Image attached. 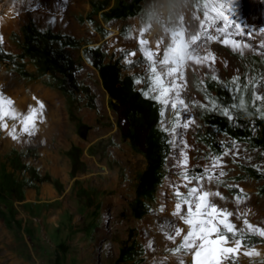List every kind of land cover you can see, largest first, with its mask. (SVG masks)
I'll return each instance as SVG.
<instances>
[{
	"label": "rangeland",
	"instance_id": "rangeland-1",
	"mask_svg": "<svg viewBox=\"0 0 264 264\" xmlns=\"http://www.w3.org/2000/svg\"><path fill=\"white\" fill-rule=\"evenodd\" d=\"M22 1L26 3V15L2 34L0 80L9 85L5 88L11 91L7 97L12 100L28 94L31 87L39 95L41 89L53 92L60 101L58 131L49 137L38 136V132L32 136L21 134L19 145H7L3 141L7 134L0 129V264H148L149 257L152 264H161L165 257V264H180L181 259L184 264H193L190 253L188 257L172 256L168 249L176 245L164 247L162 240L154 237L162 225L164 232H170L169 225L183 224L172 213L178 202L173 185L187 192L182 186L185 152L189 176L203 174L211 167L212 158L222 157L221 167L214 169L225 173L219 177L222 183H205L206 190H221L226 199L235 201L233 198L243 189L245 199L251 200L245 209L247 219L263 225L264 148L254 145L251 137L264 136V103L257 101L253 106V92H264V46H253L240 54L231 46L214 42L207 50L216 57L211 67L186 65L182 98L188 108L179 122L185 123L190 116L195 121L186 130L188 142L182 135L184 128L176 133L165 130L176 123V116L172 109L165 110L151 98L154 94L149 92L148 62L138 41L141 30L145 35L154 27L146 48L156 51L157 41H163L162 58L170 33L183 29L185 39L196 34L199 21L194 17L203 18L197 10L203 0H142L135 15L121 17H110L105 12L126 6L130 0ZM213 3L215 0H209L210 7ZM245 14L247 21L257 20V28L264 27V7L259 3L256 7L246 5ZM28 30L31 35L49 32L57 38L51 39L50 35V40L42 39L38 42L40 50L29 53ZM100 38L102 42L96 46ZM85 47L99 48L103 63L116 66L118 79H124L119 92L122 99L111 100L98 68L87 56L92 51ZM204 47L198 49L200 55L206 53ZM129 52L136 55L128 56ZM93 59L100 62L95 56ZM55 60L64 72L45 71L46 63ZM233 77L239 80L233 82ZM253 83L261 86L254 89ZM126 89L136 90L138 98L149 101L147 107L152 109L154 120L144 119L149 118L148 113L140 117L144 124L136 122L135 114L142 104L130 99ZM241 98L246 109L233 108ZM89 107L95 109L94 125H112L116 140L105 138L87 149L82 138L86 126L80 122L79 112ZM225 108L232 119L223 114ZM128 118L131 122L126 128ZM19 128L17 124L18 133ZM125 130L130 139L123 138ZM239 132L245 136L240 137ZM150 137L159 153L165 151L166 144L167 149L156 166V182L146 189L138 182L151 156L145 152ZM228 149L229 154L223 155ZM237 150L238 155L232 154ZM44 187L50 190L48 195L41 193ZM147 216L152 218V226L139 227ZM179 242L177 238L176 244ZM247 242L251 246L264 245V238L249 235ZM261 250L264 252V247ZM237 264H264V254L239 256Z\"/></svg>",
	"mask_w": 264,
	"mask_h": 264
},
{
	"label": "snow or ice",
	"instance_id": "snow-or-ice-1",
	"mask_svg": "<svg viewBox=\"0 0 264 264\" xmlns=\"http://www.w3.org/2000/svg\"><path fill=\"white\" fill-rule=\"evenodd\" d=\"M259 3L264 7V0H215V3L209 6V0H203V3L197 4V10L202 12L203 18L195 16L194 19L199 21L196 34H192L185 39L184 30L170 33V43L164 49L162 58L160 53V45L163 41H157L156 51L146 48L148 41L143 38L144 32L140 31L139 44L145 59L148 62V72L150 87L149 92L153 93L152 99L161 103L165 110L172 109L176 116V123L166 131L173 133L179 128H188L195 123L194 120H188L181 124L180 118L183 111H186L188 104L182 98L186 90L185 67L189 61L196 65H207L211 67L216 60L215 54L206 52L200 55L198 49L207 41L219 42L221 44L231 46L234 52L243 54V49L250 47L246 42H242L234 37L247 36L252 37L255 30H250L248 25L243 23L247 19L245 14L246 5ZM181 24L183 17H180ZM220 25V26H217ZM231 30V31H230ZM259 33L264 34V27L259 28ZM212 33H218L214 35ZM134 39L136 37H133ZM3 37L0 35V43ZM264 46V41L261 42ZM128 56H135V52H129ZM131 63L132 61H128ZM216 77H214L215 79ZM239 80V77H233V82ZM141 81H137L140 83ZM264 84V77L261 78ZM261 85L253 83L252 87L258 89ZM248 87V85H244ZM236 91H240L237 85ZM146 92L145 95H148ZM35 99V98H34ZM264 103V92H253V106L256 102ZM15 102L4 96L0 92V129L7 130L13 140H19L21 134L32 136L37 131V122H43L44 105L37 101V107H29L27 114L18 112L14 106ZM204 107V105H200ZM212 107L217 105L212 102ZM239 107L245 110L247 105L243 98L240 99L239 105H233V108ZM260 111V109H257ZM223 114L229 119L233 117L229 109H223ZM164 115V111L161 112ZM264 115V112H262ZM11 119L17 123L12 124L9 128L7 120ZM17 124H19V133L17 132ZM184 147H187L185 144ZM236 142L233 141V148ZM231 149L225 150L223 155H228ZM232 154L238 155V150ZM222 157L212 158L210 168H205L204 173L197 176H189L187 170L188 156L183 153L182 167L183 187L187 189L186 193H182L180 188L173 185L174 194L178 197L175 204L173 216L186 225L185 228L169 225L170 232H165L166 239L172 241L173 248L168 249L170 255H192L193 264H237L238 257L241 255L248 257H258L261 255L255 247L247 242L249 235H258L264 238V227L253 225L248 219V211L240 212L239 206L245 203L244 190L239 189V195L233 199L237 205L236 211H229L225 207H221L214 202L213 198L225 199L219 191L206 190L205 183H211L216 180L222 183L219 177L225 175L223 171L219 173L214 169L221 167ZM191 185V186H190ZM238 187V186H236ZM163 211V208H161ZM239 221V225L237 224ZM165 226H161L164 231ZM180 238L179 244H176L177 238ZM151 247V243L148 245ZM167 257L163 258L161 264H165ZM180 264H184L183 259Z\"/></svg>",
	"mask_w": 264,
	"mask_h": 264
},
{
	"label": "bare ground",
	"instance_id": "bare-ground-1",
	"mask_svg": "<svg viewBox=\"0 0 264 264\" xmlns=\"http://www.w3.org/2000/svg\"><path fill=\"white\" fill-rule=\"evenodd\" d=\"M252 5H253V7H256L257 3H253ZM25 6H26V3H25V1H22V0H18V1L17 0L16 1L15 0H2V3H0V35L5 33L7 31V29L11 28L17 22L19 17H24L26 15ZM243 23L247 24L249 29L255 30L254 32H258L259 33V31H258L259 28H257L256 25H255L257 23V20H255L253 18L252 19L249 18L248 21L246 20V22H245V20H244ZM59 26L60 25H58V27ZM250 26H252V27H250ZM154 31H155V28L152 27V29L150 31H147L145 33L143 38L144 39H149ZM178 31H180V30H177V32ZM258 33L253 34L252 37L237 36V37H234V38H239V40L241 39L240 41L246 42L247 44H249L250 47L244 48L243 50L250 51V50H252L253 46H256V47L259 46V45L261 46V42L264 41V39H263L264 35L260 34V33L258 34ZM214 35H219V34L215 33ZM213 44H215L213 41H207V43H206L207 48L204 47L203 50L205 52H207V50H211L209 48H212L211 46H213ZM193 64H195V63L190 62V61L188 62V65H190L191 67H193ZM205 66H207V65H205ZM8 86L6 85V83L3 84V81L0 80V92H3L4 96H6V97L10 96V94H11V91L10 90L7 91L6 88H5V87H8ZM40 92H41L40 95L37 94V89L35 87H31L28 94L22 95L20 98H18V100L15 99L13 101L15 102V104H14L15 109L18 112L23 113V114H27L30 106L31 107H37L38 106L37 105V101L42 102L43 105H44L43 122H39V121L37 122V131L36 132H38V133H36V132L35 133L38 136H42V137H46L47 136V137H49V136L57 133V131H58V126H57L58 125V117L57 116L59 115L58 104L60 105V103H59L60 101H58L57 96L53 92H51L49 90H42L41 89ZM43 99H46L48 101V103L44 102L46 100H43ZM190 114H191V112H190ZM188 120H192V117L191 116L188 117L187 121ZM7 123L9 124V128H11L12 124L17 123V122L16 121H8L7 120ZM189 128H190V126L188 128H184V133L182 134L184 136V138L188 142H190L189 141V137H188V133H187ZM2 131L5 132V134H7L6 138L3 140L5 144H7V145H10V144L19 145L20 144V142L18 140H13L11 138V136L8 134L7 130H3L2 129ZM248 201L249 200H247L246 202H248ZM261 204L264 205V200L262 201ZM154 220H155V218H154ZM256 222L257 221H255V223ZM239 223L240 222L237 221L238 225H239ZM152 224H153L152 218H150V216H147L143 220H141V222L139 223V227H145V228L148 227L149 228L150 225L152 226ZM179 227L186 229L187 226L181 224V226H179ZM260 227H264V222H263V225L260 226ZM152 231L154 232V230H152ZM154 237L156 239L157 238L161 239L162 242H163V246L164 247L165 246H171V244H173L172 241L166 239L165 232L162 231V230H159V229H157V231L155 230ZM178 239H179V237H178ZM253 247H255L258 251H260L261 255L264 254V252L261 250L262 247H264V245H255ZM169 256H168V259H169ZM241 256L243 257L244 255H241ZM244 257H248V256H244ZM170 259H172L171 256H170ZM170 261H172V260H170ZM147 262H148V264H152L151 257H149L147 259Z\"/></svg>",
	"mask_w": 264,
	"mask_h": 264
},
{
	"label": "trees",
	"instance_id": "trees-1",
	"mask_svg": "<svg viewBox=\"0 0 264 264\" xmlns=\"http://www.w3.org/2000/svg\"><path fill=\"white\" fill-rule=\"evenodd\" d=\"M141 1L142 0H130V2L126 6H120L118 8H110L105 13H107V15H109L110 17H121L123 15H132L133 16V15H135L137 13L136 9L141 7L140 6V2ZM26 33L28 35L27 39H26V42H27L26 50L29 53L38 52L40 50L38 42H41L42 39H49L50 35H51L49 32H43V33H41L38 36L31 35L32 33H31L30 30H28ZM56 38L57 37L55 35H51V39H56ZM85 50L92 51L91 53L87 54V56L89 57L90 62L96 68H98V73H99V76L101 78L102 85L106 89V91H107L108 95L110 96L111 100L112 99L113 100L122 99V98L119 97V96H121V94H119V92L123 88V80L124 79H121V80L118 79L116 66L114 64L103 63L102 57H100L101 54H100V49L99 48L98 49H91V48L85 47ZM92 54H93V56L97 57L100 60V62H96L93 59ZM44 69L47 72L50 71V70L51 71H55L56 69H59V70H61V72H64V68L62 67V65H60L58 63L57 60L52 61L51 63H46V66H45ZM126 90L128 91V89H126ZM130 91H132V92H130ZM130 91H128V93H127L129 95V98L139 102L140 104H142V106H141L142 109L140 110V108H138V111L135 114V116H137V117H135L136 118V122H139V121L143 122L144 119H148V121L154 120V119H152L153 114H154V113H152V109L147 107L148 106L147 104H149V101L146 98H144V97L138 98L136 96V93H137L136 90H130ZM148 113H150L149 118L142 119L143 118L142 114H146L147 115ZM140 117H142V118H140ZM130 122H131V118H128L127 119V123H126L127 124L126 128L129 127ZM144 122H143V124H144ZM143 124L140 125L139 123H137L135 125L136 126H144ZM122 134H123V138L124 139L125 138L130 139V134L126 130L123 131ZM238 135L240 137H244L245 136L244 134H241L240 132H239ZM150 139H151V137H150ZM251 140H252L254 145L264 148V136L262 134L252 136ZM152 141L153 140L151 139V144L148 145L147 150L145 151L147 155H148V153L151 155L149 157L150 159H149V161L147 163V167L142 172V174L140 176V180L138 182V186L139 187H142V188L144 187L146 189L149 186H151L152 184H154V182H156V170H157L156 166H157L158 162L161 161L162 157L165 156L166 149H167V144H166L165 151L162 154L159 153L158 150H156L155 143H152ZM138 196H139V194L137 192L136 195H135V198H138ZM134 213H135V211H134Z\"/></svg>",
	"mask_w": 264,
	"mask_h": 264
},
{
	"label": "crops",
	"instance_id": "crops-1",
	"mask_svg": "<svg viewBox=\"0 0 264 264\" xmlns=\"http://www.w3.org/2000/svg\"><path fill=\"white\" fill-rule=\"evenodd\" d=\"M141 5V2H140ZM102 42V38H100V40H98L97 42H95L96 46L99 45ZM93 110V111H92ZM80 122L83 123L86 126V130H85V134L82 136L84 142L86 143L87 149H89L92 145H94L95 143H97L98 141L105 139V138H112L113 140H116V137L114 136V128L112 125L108 127L106 126H102L100 124V126H95L93 121L95 118V109H91L89 108H85L84 110H81L80 112ZM119 137H121V134L119 135ZM127 139V138H125ZM50 192V190L48 188H42L41 189V193L43 195H48ZM219 192L222 194V191L219 190ZM24 190L22 192V194H24ZM21 200H24L21 199ZM247 200H249L248 202H246ZM250 199H245V203L241 204L239 206V211H241V208L245 211V209H247V205H250ZM217 205L221 206V207H225L227 208L229 211H236L237 210V205L235 203V201L229 200V199H219L214 201ZM262 203V202H261ZM232 206V207H231Z\"/></svg>",
	"mask_w": 264,
	"mask_h": 264
}]
</instances>
